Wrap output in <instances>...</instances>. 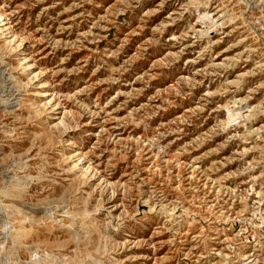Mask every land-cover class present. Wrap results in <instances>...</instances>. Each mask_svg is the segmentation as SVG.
I'll return each instance as SVG.
<instances>
[{"label":"rangeland","instance_id":"rangeland-1","mask_svg":"<svg viewBox=\"0 0 264 264\" xmlns=\"http://www.w3.org/2000/svg\"><path fill=\"white\" fill-rule=\"evenodd\" d=\"M0 264H264V0H0Z\"/></svg>","mask_w":264,"mask_h":264}]
</instances>
